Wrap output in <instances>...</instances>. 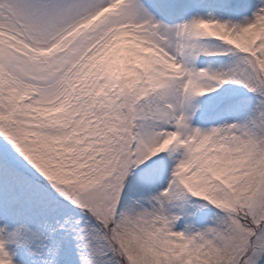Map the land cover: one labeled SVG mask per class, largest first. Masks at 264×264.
Returning a JSON list of instances; mask_svg holds the SVG:
<instances>
[{
  "label": "snow or ice",
  "instance_id": "1",
  "mask_svg": "<svg viewBox=\"0 0 264 264\" xmlns=\"http://www.w3.org/2000/svg\"><path fill=\"white\" fill-rule=\"evenodd\" d=\"M0 264H264V0H0Z\"/></svg>",
  "mask_w": 264,
  "mask_h": 264
}]
</instances>
